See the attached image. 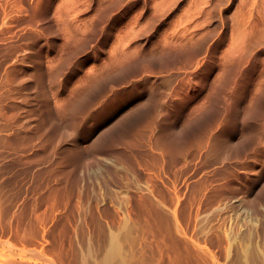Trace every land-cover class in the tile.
I'll list each match as a JSON object with an SVG mask.
<instances>
[{
    "label": "rangeland",
    "instance_id": "1",
    "mask_svg": "<svg viewBox=\"0 0 264 264\" xmlns=\"http://www.w3.org/2000/svg\"><path fill=\"white\" fill-rule=\"evenodd\" d=\"M0 264H264V0H0Z\"/></svg>",
    "mask_w": 264,
    "mask_h": 264
},
{
    "label": "bare ground",
    "instance_id": "2",
    "mask_svg": "<svg viewBox=\"0 0 264 264\" xmlns=\"http://www.w3.org/2000/svg\"><path fill=\"white\" fill-rule=\"evenodd\" d=\"M114 246H115V244L112 245V247H114ZM114 250H115V249L113 248V249H112V252H113Z\"/></svg>",
    "mask_w": 264,
    "mask_h": 264
}]
</instances>
